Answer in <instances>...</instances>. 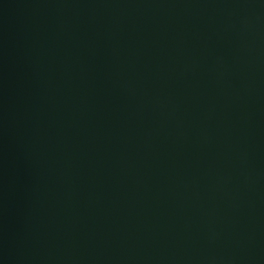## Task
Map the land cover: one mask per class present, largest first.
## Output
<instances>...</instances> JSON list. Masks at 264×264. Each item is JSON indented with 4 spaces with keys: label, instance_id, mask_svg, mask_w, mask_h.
<instances>
[{
    "label": "water",
    "instance_id": "water-1",
    "mask_svg": "<svg viewBox=\"0 0 264 264\" xmlns=\"http://www.w3.org/2000/svg\"><path fill=\"white\" fill-rule=\"evenodd\" d=\"M0 264H264V0H0Z\"/></svg>",
    "mask_w": 264,
    "mask_h": 264
}]
</instances>
